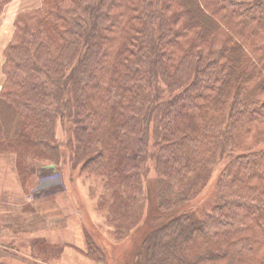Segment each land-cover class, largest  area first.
I'll return each mask as SVG.
<instances>
[{
    "label": "trees",
    "instance_id": "16d2710c",
    "mask_svg": "<svg viewBox=\"0 0 264 264\" xmlns=\"http://www.w3.org/2000/svg\"><path fill=\"white\" fill-rule=\"evenodd\" d=\"M4 58L0 148L26 180L27 156L60 157L66 124L87 256L264 264V0H42Z\"/></svg>",
    "mask_w": 264,
    "mask_h": 264
},
{
    "label": "rangeland",
    "instance_id": "374dc122",
    "mask_svg": "<svg viewBox=\"0 0 264 264\" xmlns=\"http://www.w3.org/2000/svg\"><path fill=\"white\" fill-rule=\"evenodd\" d=\"M166 98H168V95ZM66 129V124L63 125L60 122L57 124L56 138L61 144L60 157L46 158L27 156V162L31 166V174L26 180L23 179L19 173L18 154L10 149L0 148V208L5 207L6 210H3L4 212H9L7 210L12 209L11 203H8L5 199L12 198L10 187L14 181L13 173H15L17 174L18 183L25 189L26 195H31L33 197V202L31 201L32 203H29L28 207L26 205L22 208L28 210H24V214L12 215V217L6 218L9 219V223H11V219H14L15 223L13 225L17 227L13 228V235L15 234V236L19 237L18 242L22 247L29 252H33V249H40L41 252L35 254L38 257L49 255L52 258L51 262L54 261L53 258L58 256L59 248H54L53 245L46 243L41 245L37 241L32 246L34 238L37 240L38 235L43 233V214L45 215L44 217H50L51 215L57 214V210H59L61 212L59 217L51 216L52 218L50 217L47 219L52 222V225L60 226L58 227L60 228L59 233L53 235L56 237L60 235L59 238L64 239L68 243H74L78 246L82 244L80 248L82 251L83 249L88 250L82 213L77 205L76 196H74L72 192L75 185L78 184L81 162L76 163L77 160L72 161L70 157V149L67 145L71 135L68 134ZM263 147L264 145L261 144L258 148L261 149ZM229 162V158H225L220 163L216 164L204 188L192 199V206L200 216L209 213L215 206L219 176ZM154 175H156V170L154 163H151L150 176ZM52 185L54 186L53 189H60V191L52 194L47 193L49 190L47 188ZM78 191L80 195L83 194L81 188ZM25 201V199L17 200V202L21 204L26 203ZM35 209L41 211L37 212L38 210ZM48 230L50 229L48 228ZM33 233L34 235L32 236ZM44 235H46V233ZM72 252L73 251H71V253ZM69 253L70 252H68V255ZM75 260L79 264H89L86 262L81 263L78 258ZM65 264L76 263L69 261L67 258Z\"/></svg>",
    "mask_w": 264,
    "mask_h": 264
},
{
    "label": "crops",
    "instance_id": "0c3cea01",
    "mask_svg": "<svg viewBox=\"0 0 264 264\" xmlns=\"http://www.w3.org/2000/svg\"><path fill=\"white\" fill-rule=\"evenodd\" d=\"M41 6H42V0H13L11 3L6 5V7L4 8V11L2 12L0 16V96H1L2 88H3L4 79H5L4 73H3V65L5 62L4 52L13 38L14 31H15V20L21 12L25 10L39 9ZM13 175H14V181H13L12 186L10 187L11 189L10 194L12 198L5 199L7 200L8 203H11L12 209L7 210L9 212H6V211L4 212L3 210H6V208L5 207L0 208V264H65V260H67V258L69 261L75 262L76 264H79L76 262L75 260L76 258L80 259L81 263L86 262L89 264H101L97 262L96 260L87 256L83 252L86 250L83 249L82 251L80 249L82 244L78 246L77 244L68 243L64 239H60L59 238L60 235L58 237L54 236L53 234L59 233L60 228L58 227L60 226L59 225L54 226L52 225L51 221L47 220L52 215L50 217H44L45 215L43 214V221H44L43 222L44 228L42 230L43 233L41 235H38L37 240L36 238H34V240L32 241L33 242L32 246L34 245L36 241L37 242L40 241L42 244L46 243V244L53 245V247L59 248L60 253L58 254L56 258H53L54 259L53 262H51L52 258L49 255L38 257L35 253L41 252L40 249H33V252L32 251L29 252L20 245V243L18 242L19 237L15 236V234L13 235L14 233L13 228L17 227L13 225L15 223L14 219L13 220L11 219V223H9L8 222L9 219H7L6 217H10V216L12 217V215L24 214V210H27V209H22V208H24V206L26 205L28 207L29 203L33 202V197L31 195H26L25 189H23L17 181V176H16L17 174L13 173ZM50 188L51 186H49L47 189H50ZM41 197H44V196H41ZM18 199H21V200L25 199L26 203H23V204L18 203L17 202ZM35 210H38V209H35ZM39 211L41 210H38L37 212ZM60 213L61 212L57 210V214H54L52 217H57V216L59 217L61 215ZM47 227L50 230H48ZM45 233L46 235H44ZM33 235L34 233L32 234V236ZM83 244H84V240H83ZM71 251L73 252L71 253ZM68 252H70L69 255H68ZM78 253H79V257H78ZM74 256H77V257H74Z\"/></svg>",
    "mask_w": 264,
    "mask_h": 264
}]
</instances>
